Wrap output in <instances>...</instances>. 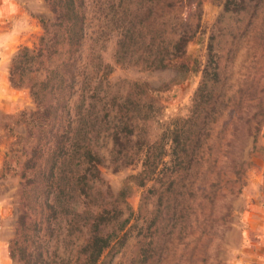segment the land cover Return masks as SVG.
Returning a JSON list of instances; mask_svg holds the SVG:
<instances>
[{
  "label": "trees",
  "instance_id": "1",
  "mask_svg": "<svg viewBox=\"0 0 264 264\" xmlns=\"http://www.w3.org/2000/svg\"><path fill=\"white\" fill-rule=\"evenodd\" d=\"M45 1L54 18L39 19L42 34L32 48L17 51L9 69L11 86L27 89L35 109L22 113L28 136L15 135V143L10 144L15 149L6 153L4 167L14 158L23 159L24 207L40 209V218L46 208L52 213L47 223L32 219L29 212L20 217L12 254L25 264H59L44 259L41 224L70 214L67 210L78 204L74 215L81 217L83 210L89 215V239L79 250L83 259L77 264H112L129 238V228L139 222L140 264H151L160 256L165 237L175 232L177 224L182 230L190 216L186 192L194 190L196 174L215 175V185L226 178L232 193L242 192L248 171L264 161V144H259L264 113H243L237 109V99L218 143H210L215 125L234 99H226L223 89L225 55L217 44L223 41V31L208 36L203 55L189 53L197 37L206 35L203 0ZM209 3L223 8L221 23L224 15L247 19L252 0ZM95 19L100 30L90 35ZM112 30L119 36L116 64L173 69L179 76L200 74L186 117L161 124L157 97L169 85L156 88L148 82L127 81L126 91H114L113 66L103 59L104 36ZM155 122L161 124L157 135L153 134ZM106 140L111 144L108 158L98 147ZM28 142L33 143L29 151ZM107 163L114 172L140 167L127 176L112 201H108L111 187L105 192L96 188ZM136 189L141 199L134 211L128 199ZM260 192L264 200V169ZM216 200L214 195L211 202Z\"/></svg>",
  "mask_w": 264,
  "mask_h": 264
},
{
  "label": "rangeland",
  "instance_id": "2",
  "mask_svg": "<svg viewBox=\"0 0 264 264\" xmlns=\"http://www.w3.org/2000/svg\"><path fill=\"white\" fill-rule=\"evenodd\" d=\"M15 1L16 8L9 13L10 18H7L6 23V13L0 10V264H25L12 254L13 242L18 239L20 231L19 220L24 213L29 212L32 219H42L44 222L47 215L52 213L51 209L46 208L40 218V209L28 211L24 207L23 181L20 177L23 159L17 161L14 158L9 166L4 167L6 153L15 149L14 146L10 147L16 141L15 135L24 138L28 136L22 113L35 109L29 91L14 89L9 82L8 73L14 57H11L10 49L16 54L23 46L32 48L43 32L39 19L54 18L50 5L45 0ZM203 2V31L206 35L201 33L197 37L196 42L190 46L189 53L193 57L203 55L208 36L212 33L220 35L223 31V41L218 40L217 43L225 55L223 89L226 99H234L228 102L226 113L214 127L213 142H210L214 145L218 143L229 111L237 105L234 104L237 99H240L237 109L243 113H264V0H252L247 19L224 15L221 23L223 8L213 7L209 0ZM251 15L254 16L253 19H250ZM237 28L238 32L235 30ZM99 30L100 23L95 19L90 35ZM118 37L115 30L104 36L103 59L113 66L110 82L114 91H126L127 81L148 82L156 88L169 85L157 97L161 124L169 123L177 117H186L201 80L200 74L179 76L173 69L147 70L140 66H120L115 63ZM161 124H152L154 135L161 132ZM242 141L245 142L246 138H242ZM24 143L25 140L22 145ZM259 144H264V124ZM32 145L33 143L28 142L26 149L29 151ZM98 147L100 153L108 158L111 147L109 141H100ZM250 148L251 139L246 157ZM139 169L138 166L114 172L107 163L102 168V182H97L96 188L105 192L108 186L111 187L112 197L108 201H112L127 176L137 173ZM263 169L264 161L259 162L258 168L249 170L242 192L238 194L231 192L225 183L226 178H220L222 182L215 185V175L209 172L196 174L192 186L194 190L186 192L190 216L182 230L177 224L175 232L165 237L160 256L151 264H264V200L260 192ZM214 195L217 200L212 203ZM140 199L141 191L136 189L128 199V205L137 211ZM77 205L69 208L71 212L67 210L66 213L70 214L59 215L56 221L50 220V224L42 222L41 241L45 261L77 264L83 259L79 250L89 239V215L83 210L81 217L75 216L73 208ZM56 209L63 211L62 207ZM229 210L231 212L227 217ZM127 215L128 211L125 217ZM141 223L129 228V238L116 252L112 264H140ZM48 225H51L50 230H47Z\"/></svg>",
  "mask_w": 264,
  "mask_h": 264
},
{
  "label": "crops",
  "instance_id": "3",
  "mask_svg": "<svg viewBox=\"0 0 264 264\" xmlns=\"http://www.w3.org/2000/svg\"><path fill=\"white\" fill-rule=\"evenodd\" d=\"M4 2V3H3ZM16 1L15 0H0V10H3L6 14H5V17H6V20H5V23L7 21V18H10L9 16V13L13 12L14 9L16 8ZM5 19V18H4ZM3 20V19H2ZM4 21V20H3ZM13 48V47H12ZM15 51H11L10 49V54H11V57H13L15 54L14 53ZM9 75V73H8Z\"/></svg>",
  "mask_w": 264,
  "mask_h": 264
}]
</instances>
